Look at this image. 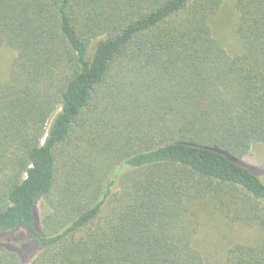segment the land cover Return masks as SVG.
Here are the masks:
<instances>
[{
	"label": "trees",
	"instance_id": "16d2710c",
	"mask_svg": "<svg viewBox=\"0 0 264 264\" xmlns=\"http://www.w3.org/2000/svg\"><path fill=\"white\" fill-rule=\"evenodd\" d=\"M2 49L0 264H206L203 199L264 264V0H0Z\"/></svg>",
	"mask_w": 264,
	"mask_h": 264
},
{
	"label": "rangeland",
	"instance_id": "374dc122",
	"mask_svg": "<svg viewBox=\"0 0 264 264\" xmlns=\"http://www.w3.org/2000/svg\"><path fill=\"white\" fill-rule=\"evenodd\" d=\"M237 13L231 4H224L213 22V28L220 43L229 55L234 56L239 45L235 38ZM14 58L12 51L0 50V80H5L9 73L11 61ZM53 117L49 120L47 128ZM47 130V129H46ZM243 160L250 165L264 167V146L255 144ZM194 207L200 217V229L197 235L198 248L203 253L206 264H218L225 250L238 242L254 239L256 232L248 227L231 223L207 199L197 200ZM39 214L46 212L44 202L39 203Z\"/></svg>",
	"mask_w": 264,
	"mask_h": 264
}]
</instances>
